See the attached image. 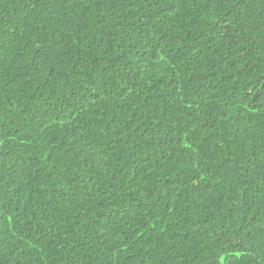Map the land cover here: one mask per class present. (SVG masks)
<instances>
[{
	"label": "trees",
	"instance_id": "trees-1",
	"mask_svg": "<svg viewBox=\"0 0 264 264\" xmlns=\"http://www.w3.org/2000/svg\"><path fill=\"white\" fill-rule=\"evenodd\" d=\"M0 264H264V0H0Z\"/></svg>",
	"mask_w": 264,
	"mask_h": 264
}]
</instances>
